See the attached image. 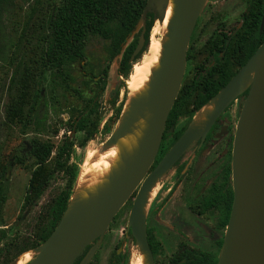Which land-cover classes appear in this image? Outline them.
Returning a JSON list of instances; mask_svg holds the SVG:
<instances>
[{"label": "rangeland", "instance_id": "1", "mask_svg": "<svg viewBox=\"0 0 264 264\" xmlns=\"http://www.w3.org/2000/svg\"><path fill=\"white\" fill-rule=\"evenodd\" d=\"M60 1L27 0L22 2V0H13L12 3L6 5V11L1 17L5 41L2 56L6 59L0 60V167L6 165L11 159L15 163L5 185V201L0 207V264L7 258H15L23 250L36 244L37 228L39 222L44 219L46 206L62 190L65 183L61 176H56L37 204L22 213L21 207L31 174L38 166L36 159L28 154L27 145L33 140H50L58 146L69 124L83 107V103L74 91L80 92L85 99L91 98L94 86L89 82L86 73L97 76L109 64L108 41L89 36L84 49L87 63L85 71L80 63L69 67L67 70L71 81L65 86L51 82L48 72L42 73V49L49 33L48 18L53 9L59 6ZM204 1L197 27L191 35L186 51V66L180 89L190 84L194 69L198 65L208 64L211 60L207 42L216 37V29L227 33L232 32L245 12L247 3V0ZM139 26L141 27V24ZM18 63H21V67L18 68L17 73ZM230 70L232 78L237 71L236 66H231ZM37 81L40 82L38 88L41 92L35 106L33 121L29 123L27 112L32 104ZM248 82L240 89L239 94L232 100L233 105L222 117L226 126L223 149L227 148L225 141L233 133L240 106L243 103L242 92L246 89ZM123 86V80L116 74V62L114 61L109 67L100 107L91 118L99 120V133L85 147L74 149L72 161L78 165L76 190L80 185L78 175L84 163L86 151L96 150L106 145L107 140L116 130L113 125L108 133H101L104 122L113 114L108 101L113 98L117 89H120L118 100L121 101L124 96ZM10 105L16 106L17 115H9ZM183 122L184 120L180 121V125ZM24 126L26 129L23 131ZM55 129L59 130L56 137L52 136ZM68 136L72 134L68 133ZM75 138L80 142L83 135L76 134ZM216 161V156H213L210 164L212 177L217 169ZM209 179L207 175L206 184L209 183ZM152 185H155L157 196L145 204L143 216L146 229L155 233L162 250L152 257L151 264H167L169 257L177 252V245L182 240L196 250L213 249L212 238L223 234L214 225L215 217L212 215L198 217L189 212L184 203L188 200L189 193H186L187 188L181 186L176 191H172L164 203L160 204V200L168 194V190L172 187L171 175H162ZM135 196L134 192L113 218L98 246L96 260L92 264H109L115 251L126 256L127 264L131 259L138 262L142 260L141 249L131 242L127 233L128 218Z\"/></svg>", "mask_w": 264, "mask_h": 264}, {"label": "trees", "instance_id": "2", "mask_svg": "<svg viewBox=\"0 0 264 264\" xmlns=\"http://www.w3.org/2000/svg\"><path fill=\"white\" fill-rule=\"evenodd\" d=\"M13 0L0 1V60H5L2 56L5 47L3 28L1 25L2 14L6 11V5ZM27 0H22L26 2ZM264 0H247V8L242 16L243 26L231 37L225 35L217 36L211 48L216 52L212 54L213 61L209 62V69L200 67L194 75L191 84L180 89L173 107L168 115V122L176 120L179 116L186 117L187 122L204 105L213 99L218 92L229 82L232 73L231 66H236L237 71L251 58L257 48L264 41V27L260 32V22L262 17V3ZM147 0H61L58 7L54 8L48 18V36L45 46L42 49L41 67L42 73H49L51 82H56L59 86H65L71 81L68 68L75 63H80L85 71L87 65L85 59V44L89 36H95L108 41V61L109 64L97 75L86 73L89 82L93 84V94L91 98L85 99L80 92L74 91L77 98L83 103L82 109L69 124L63 139L58 146L50 140H33L27 145V152L37 161V168L31 174L28 190L21 207L23 213L27 208L35 206L38 200L44 195L50 182L61 176L65 181L62 190L47 204L44 212V219L39 222L37 228L36 244L25 251L33 250L41 246L56 228L64 215L68 202L73 194L75 180L78 174V165L72 161L75 147L83 148L99 133V120L91 118L97 113L100 107V100L103 97L109 67L112 62H116V74L123 80L124 96L118 100L119 91L117 89L113 98L108 101L112 110L110 116L103 124L101 133H108L120 117L122 107L126 97L125 81L128 79L132 67L142 56L148 44L149 34L155 21H160L154 9L149 12L144 22V46L141 52L134 58L132 53L137 45L142 28L137 30V26L142 18ZM234 63V64H232ZM213 64L212 67H210ZM21 63L17 64L16 71L20 69ZM236 71V72H237ZM235 74V73H234ZM216 77V79H214ZM40 82H35L32 104L30 105L27 117L32 123L35 115V106L40 97ZM247 95V90L243 92V97ZM191 99V100H190ZM188 107L190 110H188ZM9 115H17V108L10 105ZM29 125V124H28ZM26 129V126H24ZM59 130H53L52 136L56 137ZM68 133L72 136H68ZM76 134H82L83 138L78 142ZM52 154H54L52 156ZM15 161L9 162L0 167V207L5 201V185L8 175ZM229 178V176H228ZM220 200L221 215L223 222L219 226L225 229L229 220L232 205L233 193L230 185L227 186L225 194L221 192ZM131 242L135 243L130 231L127 232ZM148 245L151 255H153L158 245L148 236ZM217 248L222 247L223 240L216 243ZM88 247L76 258L73 264H79L85 255ZM19 253V254H21ZM17 257V256H16ZM15 257V258H16ZM153 257V256H152ZM15 258H7L2 264H11ZM127 258L122 253L116 251L112 254L109 264H127ZM217 252H195L186 251L173 258L169 264H217Z\"/></svg>", "mask_w": 264, "mask_h": 264}, {"label": "water", "instance_id": "3", "mask_svg": "<svg viewBox=\"0 0 264 264\" xmlns=\"http://www.w3.org/2000/svg\"><path fill=\"white\" fill-rule=\"evenodd\" d=\"M203 2L204 0H174L171 44L166 50L161 70L155 78L147 101V105L153 110L152 130L145 137L141 152L128 164L122 176L113 182L111 192L99 202L94 214H89L88 209L83 206L77 207L75 213L67 214L69 200L56 228L48 239L36 248L39 252L33 258L32 264H73L83 250L95 241L80 262L89 264L113 218L135 190L137 194L130 210L127 230L141 252H144L152 263L143 216L146 194L155 180L169 169L197 137L190 138L186 131L153 172L146 179L145 176L158 153L168 115L179 92L185 72L186 51ZM167 4V0H147L137 26V30H142L132 58L136 57L144 46V22L147 14L155 8L160 19L155 23H160ZM263 26L264 1L260 32ZM247 81L248 85L243 91L247 90V95L235 127L232 147V205L217 264H264V41L213 98L218 97L220 93L225 95L220 98L201 135L204 137ZM169 91L174 94L171 95ZM132 123L133 117L124 121L113 131L106 145L122 137ZM61 256H64L63 260L59 259Z\"/></svg>", "mask_w": 264, "mask_h": 264}, {"label": "bare ground", "instance_id": "4", "mask_svg": "<svg viewBox=\"0 0 264 264\" xmlns=\"http://www.w3.org/2000/svg\"><path fill=\"white\" fill-rule=\"evenodd\" d=\"M167 1L162 21L154 22L146 49L132 67L130 75L125 81L126 98L116 124V130L130 117H133V123L123 136L117 138L112 144L86 151L84 163L78 175L80 185L77 190L74 186L67 214L75 213L79 206L87 208L89 214H94L99 202L111 192L113 182L122 176L128 164H131L141 152L143 141L152 130L153 110L147 105V101L155 78L161 70L172 36L170 29L175 4L174 0ZM169 93L174 94L173 91H169ZM223 96L225 95L220 93L218 97L211 100L195 114L187 129L190 138H196L203 132ZM155 197L156 188L155 185H152L146 194V203ZM38 252L36 249L21 253L11 264H32V260ZM140 256H142L140 262L131 259L129 264H151L144 252H141ZM63 258L64 256L59 257L60 260ZM220 259H222V253Z\"/></svg>", "mask_w": 264, "mask_h": 264}, {"label": "flooded vegetation", "instance_id": "5", "mask_svg": "<svg viewBox=\"0 0 264 264\" xmlns=\"http://www.w3.org/2000/svg\"><path fill=\"white\" fill-rule=\"evenodd\" d=\"M246 8H247V3H246ZM244 13L245 12H243V14ZM243 14L240 17V21L238 25L232 30V32L227 33L217 28L216 29L217 35L215 34V36L217 37L223 34L226 37H231L235 35L237 30L241 29V27L243 26V22H242ZM198 21H199V18L197 20L195 28L197 27ZM214 39L209 40L207 42L211 62L213 61L212 54L215 53L217 50V48L215 50L214 48H211L214 43ZM208 66L209 64L198 65L194 69V74L192 76V79L194 75H196L197 72L200 70V67L209 69ZM212 66L213 64L210 67ZM192 79H191V82H192ZM245 97H243V102L245 100ZM232 105H233V102H231L228 105V107L217 117V119L211 125L210 129L204 135V137H202L200 133V135L194 141H192V143L189 144V146L178 157V159L169 167V169H167L165 173L162 174V175H165V174L171 175L172 187L168 190V194H166V196L160 200V204L164 203V201L170 195V193H172V191L174 190L176 191V189L179 186H181L182 188H187L186 193L187 194L189 193V196H188V200H185L184 203L188 211L198 217H204V216H210V215L214 216L215 217L214 225L216 229L219 231H222L223 234L212 238L213 249L208 250V251L193 249L187 244L185 240L180 241L177 245V252L169 257L167 264H169V262L173 258L179 256L181 253L186 252V251L207 252V253L217 252L219 256L221 247L217 248L215 243L220 239L222 240L224 239L226 227L225 229H221L219 227L223 222V217L221 215V210H220L221 209L220 200L219 201H216V200H218L221 197L220 196L221 192L223 193V195L225 194L228 185H230L231 187V156H232V147H233V140H234V134H235V127L237 124L236 122L234 129H233V133L232 135H230V138L227 141H225V144L227 143V148L223 149V140L226 134V126L222 121V117ZM242 105L243 103L240 106V112H241ZM190 108L192 107H188L187 109L190 110ZM240 112H239V115H240ZM194 116L195 115H193V117ZM192 118L187 123H186L187 121L186 117L182 115L177 117L176 120L174 121L172 120V122L170 123L168 122V120L166 121L164 132H163L161 142L159 145L158 153L152 165L150 166L145 176V179L153 172V170L163 160V158L169 152L171 147L177 142V140L187 131L192 121ZM238 119H239V116H238ZM182 120H184V122L183 124L180 125V121ZM213 156H216L217 158V161H216L217 169L215 172H213L214 176L212 177L210 164H211V159ZM207 175L210 177L208 184L205 183ZM135 193L137 194V190H135ZM156 196H157V193H156ZM146 234H147V237L150 236L158 245L156 252L152 255L154 257L162 250L160 241L152 230L146 229ZM147 242H148V238H147ZM94 244H95V241L87 246L88 249L86 253ZM96 252L93 255L89 264H92V262L96 260Z\"/></svg>", "mask_w": 264, "mask_h": 264}]
</instances>
